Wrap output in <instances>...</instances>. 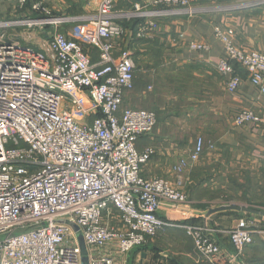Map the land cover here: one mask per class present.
Returning a JSON list of instances; mask_svg holds the SVG:
<instances>
[{
    "label": "built area",
    "instance_id": "2783aa9c",
    "mask_svg": "<svg viewBox=\"0 0 264 264\" xmlns=\"http://www.w3.org/2000/svg\"><path fill=\"white\" fill-rule=\"evenodd\" d=\"M16 1L19 7L27 3ZM85 1L95 6L92 14L52 17L38 2L36 9L46 16L23 20L28 28L73 22L68 34H50L45 52L5 34L0 38V264H81L77 233L57 219L78 225L87 247L96 253L90 264H116L113 255L98 249L131 252L174 225L159 216L164 202L179 211L178 226L191 236L206 264H233L262 232L257 218H241L229 229L191 223L197 215L186 208L188 196L179 187L181 181L175 186L167 178L141 174L155 150L140 151L136 141L154 129L156 114L122 108L125 93L134 88L136 64L128 48L117 49V41L127 34L120 21L191 15L198 8L188 0H146L121 10L115 9L116 0ZM152 25L146 21L139 35ZM215 36L224 44L217 71L226 78L228 91H238L243 80L233 67L235 61L264 93V51L238 48L218 26ZM84 45L94 47L101 60L93 62ZM190 47L210 48L196 41ZM86 116L93 120L80 121ZM260 121L250 109L234 117L237 127ZM203 147L200 138L189 162L198 160ZM110 204L119 212L120 227L103 220ZM222 232L229 235L233 251L221 245Z\"/></svg>",
    "mask_w": 264,
    "mask_h": 264
},
{
    "label": "crops",
    "instance_id": "0c3cea01",
    "mask_svg": "<svg viewBox=\"0 0 264 264\" xmlns=\"http://www.w3.org/2000/svg\"><path fill=\"white\" fill-rule=\"evenodd\" d=\"M188 1L198 11L191 15L181 13L151 17L148 20L153 21L154 25L143 31V35H139L140 29L147 19L132 17L120 21L122 25L127 21L134 22V25H124L127 34L117 41V49L128 48L135 60L132 49L138 41H141L142 46L147 44L140 50L148 49L145 51L148 53L145 56L147 66L144 67V74L137 77L141 87L131 95L136 86L138 71L135 62L134 88L125 93L123 105L128 98L135 97L134 101L127 102L128 108L142 109L138 108L139 103L144 102L145 106H151L150 109L157 113L154 129L136 141L140 151L147 147L155 150L149 161L142 165V176L149 179L164 177L175 186L181 181L179 187L188 196L186 208L192 209L197 215L191 223L229 229L239 219L253 215L249 209L264 212L262 193L258 203L250 201L232 205L220 200L224 193L228 195L229 181L233 180L235 168L245 171L244 178L246 172L251 176L254 172L250 170L257 168L264 178V93L251 83L248 72L235 61L232 62L233 67L243 80L238 91H228L226 78L217 71V65L224 57V44L215 36V28L221 27L242 50L264 51V0ZM0 2L2 6L14 9L17 5L16 0ZM38 2L50 11L52 17L83 16L95 10L93 3L85 0H27L24 7L10 15L18 14L27 19L44 17L45 13L36 9ZM137 2L146 0H116L115 9H129ZM2 12L0 10V14ZM73 25V22H60L35 26V38L23 37L25 41L33 40L35 48L31 43L24 45L45 52L44 44L53 31L68 34ZM191 41L204 42L210 48L205 51L193 50L190 47ZM84 47L93 62L101 60L94 47ZM114 56L116 60L119 58L118 50ZM150 84L154 88L148 89ZM123 105L122 108H125ZM243 109L253 110L261 121L242 127L235 126L234 117ZM92 118L86 116L80 118V121L89 123ZM200 138L204 142L202 152L196 162H189ZM238 150L243 153L240 161L233 157ZM183 160L187 161L186 165H183ZM109 207L111 212H104V222L120 227L122 223L119 212L113 205ZM255 215L258 217L257 227L262 232L254 235V241L245 247L233 264H264V214ZM159 216L174 225L160 230L143 246L127 253H119L109 246L98 251L103 255H113L116 264H206L196 251L191 236L183 227L178 226L181 221L179 211L164 202ZM219 240L227 250H234L228 234L222 232ZM88 252L90 260L96 253L90 247Z\"/></svg>",
    "mask_w": 264,
    "mask_h": 264
},
{
    "label": "rangeland",
    "instance_id": "374dc122",
    "mask_svg": "<svg viewBox=\"0 0 264 264\" xmlns=\"http://www.w3.org/2000/svg\"><path fill=\"white\" fill-rule=\"evenodd\" d=\"M19 8L20 7L18 6V4L16 5V8H15L16 10H15L13 7H10V6H2V4L0 2V10H3V12L0 14V38H1V35L5 34L10 40H19L21 42V44H30L31 43L33 46V45H35L33 40L32 41L31 40L25 41V40H23V37L26 39H30V37L35 38L34 37V33H35L34 31L37 28L36 27L28 28L27 23L23 21V20L27 19V17H25V16H18V14H16L17 16L10 15V13L18 12L20 10ZM16 20L19 22L21 21L22 24L20 23L18 25L7 26L8 24H6V23H10V22L16 21ZM145 43H148V42H144L143 44H145ZM141 44H142L141 41H138V43H136V45H134L133 49H132L133 52L135 53L134 55L136 57V60H135V58H134V60L138 66V71L136 74V82H135L136 86H135L134 91L131 93V95H133V93L135 94V92L139 91V89L141 87V82L139 79L137 81V77L139 78L144 74L143 73L144 67L147 66L146 61H145L146 60L145 56L148 52L145 53V51H148V49L145 50L146 49L145 48L143 50H140V49H142V47L146 46L147 44L144 46H142ZM148 44H151V43H148ZM138 51H141V52H138ZM150 85L152 87L150 86L148 89L154 88V86L152 84H150ZM150 91H152V90H150ZM134 100H135V97H133L131 99L128 98V101L126 100V102L123 106L125 108H128L127 102H132ZM138 108L153 111L152 109H150L151 106H149V107L145 106L144 102H142V103L140 102ZM156 115H157V113H156ZM23 145H24V143L21 142L20 146H23ZM233 157L239 159L236 161L242 160V158H243L242 151H240V150L236 151L234 153ZM235 169H236V171L233 175V180L229 181L230 185L228 186V189H229L228 195H227V193H224V196L220 200L224 204L230 203L232 205L233 204H236V205L246 204L247 202H250V201H253L254 203H258L260 201V195H261L260 193L264 194V178H262L260 173L257 171V168H252L250 170V172H254V174H252L251 176H248V174L246 172V178H244V175H245L244 170H241L240 168H235ZM252 216L254 218H258L255 214H253ZM236 223L234 224V226L236 225Z\"/></svg>",
    "mask_w": 264,
    "mask_h": 264
},
{
    "label": "water",
    "instance_id": "95a60500",
    "mask_svg": "<svg viewBox=\"0 0 264 264\" xmlns=\"http://www.w3.org/2000/svg\"><path fill=\"white\" fill-rule=\"evenodd\" d=\"M237 209H240V207H237ZM243 210H246V209H243ZM249 212H251L252 214H264V212H260L258 210H253V209H249ZM56 222L57 223H67L73 228V230L77 233V239H78L80 253H81V264H90L88 247L86 245V242L84 240L82 233L80 232L78 225H76L74 222H71L67 219H57ZM145 257H146V254L143 255V258ZM139 264H142V262Z\"/></svg>",
    "mask_w": 264,
    "mask_h": 264
},
{
    "label": "trees",
    "instance_id": "16d2710c",
    "mask_svg": "<svg viewBox=\"0 0 264 264\" xmlns=\"http://www.w3.org/2000/svg\"><path fill=\"white\" fill-rule=\"evenodd\" d=\"M125 26H133L134 25V22L131 23V22H123ZM248 217H253L252 215L251 216H248ZM219 237V236H218ZM220 241V240H219Z\"/></svg>",
    "mask_w": 264,
    "mask_h": 264
}]
</instances>
